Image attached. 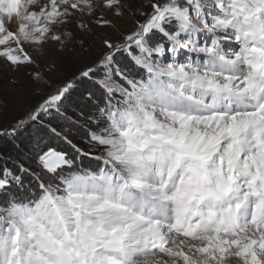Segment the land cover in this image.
Wrapping results in <instances>:
<instances>
[{
    "label": "snow or ice",
    "instance_id": "1",
    "mask_svg": "<svg viewBox=\"0 0 264 264\" xmlns=\"http://www.w3.org/2000/svg\"><path fill=\"white\" fill-rule=\"evenodd\" d=\"M37 4L0 0V106L40 87L0 127V264H264V0Z\"/></svg>",
    "mask_w": 264,
    "mask_h": 264
},
{
    "label": "rangeland",
    "instance_id": "2",
    "mask_svg": "<svg viewBox=\"0 0 264 264\" xmlns=\"http://www.w3.org/2000/svg\"><path fill=\"white\" fill-rule=\"evenodd\" d=\"M48 0H38L37 7L40 4L47 3ZM143 3H148V0H142ZM135 17L125 16V19L120 22L121 30H128L134 26ZM113 39L116 38L115 34L110 33ZM100 53L99 51H95L91 54L85 56H73L67 61H63L60 63V67L57 73L54 76V80L56 82H60L64 79H70L73 77H79V73L85 69L87 66L95 63L99 59ZM12 75L9 69L2 68L0 66V76ZM20 80L23 82L24 77L22 74H19ZM40 91V87L32 86V87H23L19 89L17 94H7V107L0 106V127H6L11 121H14L18 117H23L27 114L28 109L33 106L38 97V93ZM88 91H96L95 86L92 84L90 80H78L76 89L73 92V101L80 102V107L84 109L85 112H89L92 109L85 106L86 104V96L85 94ZM73 106H76L73 104ZM80 135H77V142H80ZM235 262V258H230Z\"/></svg>",
    "mask_w": 264,
    "mask_h": 264
},
{
    "label": "trees",
    "instance_id": "3",
    "mask_svg": "<svg viewBox=\"0 0 264 264\" xmlns=\"http://www.w3.org/2000/svg\"><path fill=\"white\" fill-rule=\"evenodd\" d=\"M11 146L7 141L0 140V153L5 156L14 155V153L10 150Z\"/></svg>",
    "mask_w": 264,
    "mask_h": 264
}]
</instances>
